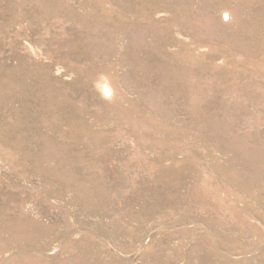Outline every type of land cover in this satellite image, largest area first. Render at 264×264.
Instances as JSON below:
<instances>
[{
  "label": "rangeland",
  "instance_id": "1",
  "mask_svg": "<svg viewBox=\"0 0 264 264\" xmlns=\"http://www.w3.org/2000/svg\"><path fill=\"white\" fill-rule=\"evenodd\" d=\"M0 264H264V0H0Z\"/></svg>",
  "mask_w": 264,
  "mask_h": 264
}]
</instances>
